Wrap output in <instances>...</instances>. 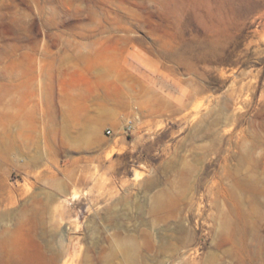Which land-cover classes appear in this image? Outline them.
<instances>
[{
	"label": "rangeland",
	"instance_id": "374dc122",
	"mask_svg": "<svg viewBox=\"0 0 264 264\" xmlns=\"http://www.w3.org/2000/svg\"><path fill=\"white\" fill-rule=\"evenodd\" d=\"M0 264H264V0H0Z\"/></svg>",
	"mask_w": 264,
	"mask_h": 264
},
{
	"label": "built area",
	"instance_id": "2783aa9c",
	"mask_svg": "<svg viewBox=\"0 0 264 264\" xmlns=\"http://www.w3.org/2000/svg\"><path fill=\"white\" fill-rule=\"evenodd\" d=\"M130 122H131V120L128 121V126H127L128 128H129V126H130ZM105 132L109 134V133L111 132L110 128H107V129L105 130Z\"/></svg>",
	"mask_w": 264,
	"mask_h": 264
},
{
	"label": "bare ground",
	"instance_id": "6f19581e",
	"mask_svg": "<svg viewBox=\"0 0 264 264\" xmlns=\"http://www.w3.org/2000/svg\"><path fill=\"white\" fill-rule=\"evenodd\" d=\"M75 196V194H73V197Z\"/></svg>",
	"mask_w": 264,
	"mask_h": 264
}]
</instances>
